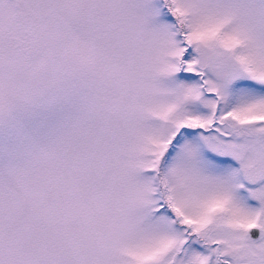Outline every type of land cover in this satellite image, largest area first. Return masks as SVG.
Instances as JSON below:
<instances>
[{
  "label": "snow or ice",
  "instance_id": "6c2138e0",
  "mask_svg": "<svg viewBox=\"0 0 264 264\" xmlns=\"http://www.w3.org/2000/svg\"><path fill=\"white\" fill-rule=\"evenodd\" d=\"M0 264H264V0H0Z\"/></svg>",
  "mask_w": 264,
  "mask_h": 264
}]
</instances>
